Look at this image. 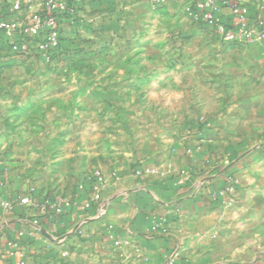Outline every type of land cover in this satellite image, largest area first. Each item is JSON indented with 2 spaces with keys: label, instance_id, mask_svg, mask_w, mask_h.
<instances>
[{
  "label": "crops",
  "instance_id": "obj_1",
  "mask_svg": "<svg viewBox=\"0 0 264 264\" xmlns=\"http://www.w3.org/2000/svg\"><path fill=\"white\" fill-rule=\"evenodd\" d=\"M183 25L190 37L184 43H196L197 57L182 60V73L150 75L156 85L144 91L141 85L134 92L47 87L31 93L13 85L0 91L11 121L0 123V161L7 168L0 200L14 205L0 208V264H164L175 248L181 251L176 264H264V168L237 173L240 202L224 220L218 219L219 208L208 211L200 197L189 198V189L132 175L134 166L169 158L165 151L175 142L174 131L190 127L196 110L208 113L218 106L214 126L232 133L239 114L264 115V43L227 45L190 19ZM1 42L0 67L15 63L4 58L12 53ZM192 75L198 78L196 92L184 85ZM131 79L143 81L140 75ZM178 80L183 85L173 84ZM63 96L69 100L61 101ZM22 111L29 118L17 122ZM226 139L234 143L237 137ZM226 139L216 138L220 144ZM95 169L108 182L102 218L90 191L77 188ZM61 198L72 206L57 213L53 203ZM161 218L168 220V235L151 233L154 219Z\"/></svg>",
  "mask_w": 264,
  "mask_h": 264
},
{
  "label": "rangeland",
  "instance_id": "obj_2",
  "mask_svg": "<svg viewBox=\"0 0 264 264\" xmlns=\"http://www.w3.org/2000/svg\"><path fill=\"white\" fill-rule=\"evenodd\" d=\"M8 1L0 0L1 10ZM193 1L74 0L76 14L64 19L60 25L61 49L52 54L49 60L41 52L21 55L10 49L12 54L4 58H14L15 63L0 67L3 79L0 80V91L4 92L12 85L15 90H30L31 93L47 87L56 91L123 87L134 92L140 85L144 91L156 85V79L150 82V75L161 77L174 69L182 73V60L185 57H197L196 43L186 45L184 41L190 37L181 30L186 18L197 23L189 16ZM2 40L1 44L11 48L4 38ZM9 75L14 79L9 78L7 81ZM105 75L123 77L121 81H110V78L103 81ZM134 75H140L143 81H133L131 77ZM194 80L192 75L189 83L184 82L192 92H196L199 85L198 78ZM173 84L183 85L179 80ZM207 88L208 92L214 90V87ZM1 95L0 123H11L4 113L8 109L5 95ZM141 99L143 103L146 102L145 97ZM60 100L69 99L63 96ZM208 110V113L196 110L192 113L194 121L190 127L174 131L175 142L165 151V156L169 158L149 164L156 169L157 174L143 178L167 182L179 190L189 189V198L200 197L208 211L219 208L218 219L224 220L240 202L241 177L237 173L264 168V115L239 114V128L232 133L229 127L225 130L214 126L220 117L218 106L212 105ZM21 113L25 115L18 114L20 117L17 122L28 120L26 112ZM222 116L225 118L227 115ZM227 117L229 121L230 116ZM216 125L219 126L218 123ZM220 137H237V140L231 143L226 139L220 144V140H216ZM32 155L31 151L29 157L32 158ZM184 159L188 161L186 167L181 166ZM4 162L0 161V186L6 185L7 181ZM137 166L131 168L134 177ZM96 172H100L106 181L100 193L102 199L108 182L100 169L84 176L77 185L80 191L89 190L93 201L97 194V191L92 190L97 181Z\"/></svg>",
  "mask_w": 264,
  "mask_h": 264
},
{
  "label": "built area",
  "instance_id": "obj_3",
  "mask_svg": "<svg viewBox=\"0 0 264 264\" xmlns=\"http://www.w3.org/2000/svg\"><path fill=\"white\" fill-rule=\"evenodd\" d=\"M252 4L257 5L252 8ZM77 5L74 0H9L0 15V37L4 38L17 54L30 55L41 52L46 59L60 48V24L66 15H75ZM228 12V14H226ZM264 0H194L189 16L214 32L227 45H250L264 43ZM97 181L92 190L97 191L95 203L97 216H106L108 202L101 199L106 181L96 172ZM157 174L155 168L140 164L134 170L136 178ZM95 193V192H94ZM94 200V199H93ZM20 204H33L30 198H19ZM57 213L70 208L72 202L61 198L53 203ZM11 201L0 200V208L12 210ZM46 210V206H42ZM152 234L168 235V220L154 219ZM119 246V243H116ZM181 251L175 248L164 264H176Z\"/></svg>",
  "mask_w": 264,
  "mask_h": 264
},
{
  "label": "trees",
  "instance_id": "obj_4",
  "mask_svg": "<svg viewBox=\"0 0 264 264\" xmlns=\"http://www.w3.org/2000/svg\"><path fill=\"white\" fill-rule=\"evenodd\" d=\"M69 17H71V15H66L65 17H64V19H66V18H69ZM63 19V20H64ZM197 24H199V25H201V26H203L201 23H197ZM61 25V24H60ZM204 27V26H203ZM1 38V37H0ZM61 39H62V32H61V27H60V48L58 49V51L61 49ZM11 49V48H10ZM57 51V52H58ZM39 55V54H38Z\"/></svg>",
  "mask_w": 264,
  "mask_h": 264
}]
</instances>
